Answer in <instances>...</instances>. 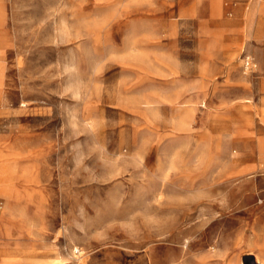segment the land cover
Instances as JSON below:
<instances>
[{"label":"rangeland","instance_id":"rangeland-1","mask_svg":"<svg viewBox=\"0 0 264 264\" xmlns=\"http://www.w3.org/2000/svg\"><path fill=\"white\" fill-rule=\"evenodd\" d=\"M262 120L264 0H0V261L260 264Z\"/></svg>","mask_w":264,"mask_h":264},{"label":"crops","instance_id":"crops-1","mask_svg":"<svg viewBox=\"0 0 264 264\" xmlns=\"http://www.w3.org/2000/svg\"><path fill=\"white\" fill-rule=\"evenodd\" d=\"M261 127L264 129V120L261 121ZM248 151L252 152L250 160L252 167H255L257 164L260 163L264 165V135H262V137L258 139L257 143L252 144ZM13 251L17 252L18 249L13 248Z\"/></svg>","mask_w":264,"mask_h":264},{"label":"bare ground","instance_id":"bare-ground-1","mask_svg":"<svg viewBox=\"0 0 264 264\" xmlns=\"http://www.w3.org/2000/svg\"><path fill=\"white\" fill-rule=\"evenodd\" d=\"M0 264H24L19 261H13V262H2L0 261ZM260 264H264V261H261Z\"/></svg>","mask_w":264,"mask_h":264},{"label":"built area","instance_id":"built-area-1","mask_svg":"<svg viewBox=\"0 0 264 264\" xmlns=\"http://www.w3.org/2000/svg\"><path fill=\"white\" fill-rule=\"evenodd\" d=\"M245 65L247 66V68L251 66V62L249 59H246Z\"/></svg>","mask_w":264,"mask_h":264}]
</instances>
